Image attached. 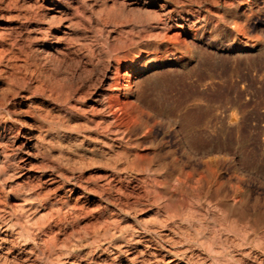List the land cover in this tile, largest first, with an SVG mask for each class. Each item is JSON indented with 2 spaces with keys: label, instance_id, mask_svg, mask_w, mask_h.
Returning a JSON list of instances; mask_svg holds the SVG:
<instances>
[{
  "label": "rangeland",
  "instance_id": "obj_1",
  "mask_svg": "<svg viewBox=\"0 0 264 264\" xmlns=\"http://www.w3.org/2000/svg\"><path fill=\"white\" fill-rule=\"evenodd\" d=\"M0 106V264H264V0H0Z\"/></svg>",
  "mask_w": 264,
  "mask_h": 264
},
{
  "label": "bare ground",
  "instance_id": "obj_2",
  "mask_svg": "<svg viewBox=\"0 0 264 264\" xmlns=\"http://www.w3.org/2000/svg\"><path fill=\"white\" fill-rule=\"evenodd\" d=\"M237 9V8H236ZM245 13V12H244ZM234 22V21H233ZM238 23H241V22H238ZM239 26H240V24H239ZM238 26V27H239ZM235 28H236V26H235ZM237 29V28H236ZM247 29V28H246ZM232 30V29H231ZM244 32V31H243ZM240 33V32H239ZM169 45V44H168ZM13 69H15V68H13ZM17 69V68H16ZM26 70H28V69H26ZM14 73V72H13ZM51 78V77H50ZM104 80V79H103ZM156 82V81H155ZM126 84V83H125ZM41 85V84H40ZM126 87V86H125ZM125 92H129V88H125V90H124ZM123 91V92H124ZM95 101H97L96 103H98L97 104V107L98 108H95V107H90V111H91V113L92 114H95L96 113V115H98V116H96V118H92V117H90L89 119L87 118V120L90 122V124H91V126L93 127V128H95V129H98L99 131H104V129H105V119L101 116V115H99V112L104 108V103H105V93L104 92H99V94H98V96H97V98L95 99ZM96 106V105H95ZM0 107H2V106H0ZM69 107V106H68ZM7 113V112H6ZM30 113V112H29ZM136 113V112H135ZM131 119V118H130ZM80 120V119H79ZM116 121V120H115ZM137 121H139V120H137ZM117 122V121H116ZM79 124V123H78ZM125 124V123H124ZM68 126V125H67ZM74 126H76V125H74ZM117 126V125H116ZM91 130V129H90ZM110 130V129H109ZM143 131V130H142ZM130 134V133H129ZM128 135V134H127ZM88 137V136H87ZM85 147V146H84ZM86 149V148H85ZM104 153V152H103ZM136 154H138V153H136L135 152V154L133 155V157H132V159H133V162L134 163H137V155ZM140 155V154H139ZM83 156V155H82ZM66 160H68V158L66 159ZM146 160V159H145ZM131 166V165H130ZM194 169V168H193ZM192 173V172H191ZM208 173V172H207ZM195 175V174H194ZM192 177H194L193 176V174L191 175ZM191 176H185V178H184V182H186L187 180H192L193 178L191 177ZM182 178V177H181ZM195 178V177H194ZM195 180H198V179H195ZM202 180V179H201ZM173 181V180H172ZM188 182V181H187ZM193 183H194V181H193ZM164 185H163V187L164 188H167L168 187V185H169V182H165L164 181V183H163ZM171 186V185H170ZM141 193V192H140ZM152 194V193H151ZM31 195V194H30ZM35 195H37V194H35ZM28 197V196H27ZM26 197V198H27ZM25 198V197H24ZM163 198V197H162ZM32 199V198H31ZM34 199V198H33ZM32 199V200H33ZM36 200V199H35ZM151 200V199H150ZM31 201V200H30ZM229 201V200H228ZM233 201V200H232ZM34 202V201H33ZM226 202V201H225ZM228 203V202H227ZM216 204V203H215ZM28 205V204H27ZM34 205V204H33ZM235 205H238V204H236L235 203ZM223 206V205H222ZM179 208V207H178ZM196 208V207H195ZM202 208V207H201ZM223 208V207H222ZM234 208H238L237 206H235ZM32 209V208H31ZM227 210V209H226ZM237 210V209H236ZM185 211V210H184ZM225 211V210H224ZM2 212V211H1ZM6 212V211H5ZM213 212V211H212ZM183 213V212H182ZM228 213V212H227ZM9 214V213H8ZM239 214V213H238ZM179 215V214H178ZM201 215V214H200ZM195 216V215H194ZM202 216V215H201ZM227 216H228V214H227ZM22 216H20V214H13V213H11V214H9V215H3V214H1L0 215V220L1 221H7L8 223H9V225H13L15 228V231L14 232H16V233H18L19 235H23V234H26V235H30V233H31V231L33 230V229H35L36 228V225H34V223L33 224H30L26 219H23V218H21ZM33 217V216H32ZM217 217V216H216ZM225 217H226V215H225ZM224 217V218H225ZM167 219H170V220H173V219H175V214H174V212L172 213H170V214H168V218ZM110 220V219H109ZM221 220H222V218H221ZM154 221L157 223V224H161V220L160 219H154ZM162 221H163V219H162ZM242 221L243 222H246V221H244L243 220V218H242ZM171 222V221H170ZM175 222V221H174ZM196 222V221H195ZM221 222V221H220ZM234 222V221H233ZM176 223V222H175ZM240 223H242V222H240ZM184 224V223H183ZM210 224V223H209ZM244 224L245 223H243V225H241V226H244ZM106 225V224H105ZM120 225V224H119ZM162 225V224H161ZM181 225V224H180ZM240 225V224H239ZM245 225H247V223L245 224ZM160 226V225H159ZM167 226V225H166ZM172 226V225H171ZM217 226V225H216ZM151 226H149V227H147V225H142V232L144 231V233L145 232H147V231H152V227H153V225H152V227L150 228ZM187 227V226H186ZM194 227V226H193ZM195 233L194 232H192V233H194V234H192V233H190V232H188L186 229L183 231V237L182 236H180V237H182V238H180V239H176V238H173L172 236H166L165 238V240L166 241H168V242H170L171 244H172V246L170 245V246H168L169 248H165L164 247V250H165V252L166 253H171L170 254V256H168V258L166 259V263L167 264H191L192 262H193V260L191 261L190 260V258H188V257H186V253H185V249H178L177 248V246L175 247L174 245H177V244H180L181 242H183V241H186L187 242V244H191L192 245V247H194V246H196L197 248H202L204 251H206L209 255H212V256H215V255H218V254H220V253H222L223 251H225L224 250V244H225V242H223V241H225V239H226V237L225 238H222V240L223 241H221L220 239H218L217 237H216V235H215V233L217 232V236H218V231L216 230V232L214 231V229H211V230H213V232L212 231H206L207 229L205 228V227H203L202 225H195ZM161 228V227H160ZM208 228V227H207ZM245 228L247 229V227L245 226L244 227V231H242L243 233H247L246 231H245ZM1 229V228H0ZM13 229V230H14ZM123 229L124 228H122V227H120V228H118V232H122L123 231ZM166 229V228H165ZM183 229V228H182ZM188 229V228H187ZM210 229V228H209ZM221 229V228H220ZM240 229H242L241 227H239L238 228V230L240 231ZM136 230H138L137 228H136ZM222 230H226L227 231V233L228 232H231V231H233V230H235L233 227H228L227 229H222ZM132 231V230H131ZM192 231V230H191ZM263 231V230H262ZM115 232V231H114ZM140 232V231H139ZM159 232V231H158ZM179 232V231H178ZM177 232V233H178ZM111 233V232H110ZM226 233V234H227ZM233 233V232H232ZM242 233V234H243ZM146 234V233H145ZM114 235V234H113ZM168 235V234H167ZM181 235V234H180ZM229 235V234H228ZM143 236H145V235H143ZM146 236H148V235H146ZM176 236V235H175ZM97 237V236H96ZM216 237V238H215ZM228 237V236H227ZM230 237V236H229ZM233 237V236H232ZM237 237V236H236ZM244 238V237H243ZM132 239H134V238H132V237H128V238H125V240L123 241V242H127V243H129V241L130 240H132ZM163 239V238H162ZM231 239V238H230ZM97 241V240H96ZM140 239H138V238H135V240L133 241V243H140ZM143 241L145 242L144 244H146V242H148V239H144V237H143ZM161 241V240H160ZM230 241V240H229ZM264 241V240H263ZM239 242V241H238ZM241 244L240 245H242L243 244V242H240ZM131 243H129V245H130ZM232 244V243H231ZM230 244V245H231ZM123 245V244H122ZM121 245V246H122ZM128 245V244H127ZM233 246H235L234 244H232ZM247 245V244H246ZM148 246V243H147V245H146V247ZM159 246H161V245H159ZM199 246V247H198ZM237 246V245H236ZM235 246V247H236ZM119 248H121V249H119L118 251V254L120 255V256H123V260L121 261V263L120 264H138V263H136V259L135 258H137V257H135V256H133L132 255V253L131 252H129L128 250H129V248L128 249H122L123 248V246L122 247H120V245L118 246ZM136 247V246H135ZM158 247V246H157ZM189 247H191L190 245H189ZM225 247H227V245H225ZM232 247V246H231ZM245 248V247H244ZM155 249V248H154ZM187 249V248H186ZM230 249V248H229ZM244 250H246V249H244ZM131 251V250H130ZM143 251V250H142ZM144 252V251H143ZM241 252V251H240ZM197 253V252H196ZM138 254V253H137ZM199 254V253H198ZM132 255V256H131ZM144 255V254H143ZM156 255V254H155ZM161 255V254H160ZM163 256V255H162ZM206 256V255H205ZM149 257V256H148ZM198 257V256H197ZM226 257V256H225ZM139 258V257H138ZM138 258H137V260H138ZM196 258V257H195ZM140 259V258H139ZM95 260V259H94ZM108 260V259H107ZM200 260H201V258H200ZM210 260V259H209ZM216 260V259H215ZM218 260V259H217ZM142 261V263H144V259L143 260H141ZM109 262V261H108ZM225 262V261H224ZM150 263V262H149ZM198 263V262H197ZM219 263H221V262H219ZM202 264V263H201ZM224 264V263H223Z\"/></svg>",
  "mask_w": 264,
  "mask_h": 264
}]
</instances>
